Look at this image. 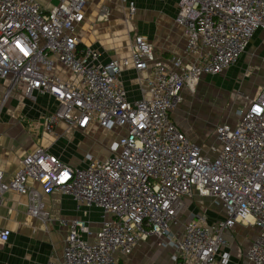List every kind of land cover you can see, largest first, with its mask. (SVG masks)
<instances>
[{
  "label": "built area",
  "instance_id": "1",
  "mask_svg": "<svg viewBox=\"0 0 264 264\" xmlns=\"http://www.w3.org/2000/svg\"><path fill=\"white\" fill-rule=\"evenodd\" d=\"M131 18L136 0H119ZM164 1V0H156ZM86 0H59L49 10L34 0H0V79L8 81L4 101L19 89L35 100L48 95L55 108L43 116L48 133L65 123L86 131L120 129L106 157L87 153L83 166L70 165L38 146L6 178L0 170V207L9 191L27 196V212L44 222L50 213L43 195L61 193L77 208L101 210L94 238L83 219L58 220L66 229L61 264H120L149 235L174 246L176 264H228L226 233L239 223L257 230L246 251L249 264H264V85L236 110L237 120L215 129L206 150L172 118L185 88L194 91L206 75L235 65L255 33L264 30V0H179L176 22L186 37L184 55L156 56L142 34L131 39L130 55L100 60L80 44L76 29ZM108 15L103 8L102 17ZM64 65L77 81L56 72ZM264 66V55L261 57ZM147 71V93L128 99L123 68ZM38 185V186H37ZM212 198L220 218L188 217L177 237L173 227L188 201ZM9 238L0 228V241ZM49 264H56L50 262Z\"/></svg>",
  "mask_w": 264,
  "mask_h": 264
},
{
  "label": "crops",
  "instance_id": "2",
  "mask_svg": "<svg viewBox=\"0 0 264 264\" xmlns=\"http://www.w3.org/2000/svg\"><path fill=\"white\" fill-rule=\"evenodd\" d=\"M34 1L44 10H49L59 3V0ZM178 2L179 0H136L137 12L130 18L125 4L119 0H86L85 18L77 26L76 35L80 44L99 52L102 62L128 57L131 39L136 34L148 38L153 44L156 56L184 55L186 37L183 28L176 22ZM103 8L108 9V15L102 19L100 16ZM250 45L254 47L249 49ZM256 51L259 54L263 52L261 57L264 55L262 29L255 33L245 53H252L253 56ZM242 57L243 55L235 65L225 71L229 77L231 72L242 64ZM247 62L248 60L242 65L243 69L244 66L246 69L249 67ZM56 72L69 81L78 80L60 63H56ZM147 74V71H138L133 66L123 68L122 80L130 101H137L147 93L145 82ZM217 75H206L208 77L206 81L215 79L213 76ZM7 88L8 81L0 79V170L4 171L6 178H11L18 169L20 159L38 146L47 148L70 165L83 166V156L88 151L94 152V147L86 145V141L98 127L91 126L86 131H80L69 129L62 122L56 126L55 132L48 133L40 124L43 116L55 108V100L42 94L31 100L24 96L23 90L19 89L12 92L4 101ZM186 89L189 88L183 90L182 99L183 95L188 93ZM175 110L172 118L181 126ZM210 139L214 141L212 136H207L204 142L202 141L204 148ZM199 199L204 198L188 201L186 206ZM42 200L44 208L49 211L51 217L47 222L27 212L26 195L15 191L7 193L6 202L0 207V228L7 230L9 238L5 242L0 241V264H49L50 262L61 264L66 229L59 226L58 220L61 218L87 220L92 233L86 237L90 239L94 238L103 221L100 209L91 207L85 212L84 206L78 209L71 197L61 193L45 194ZM212 213L210 212L211 220L208 221L217 218L215 213ZM183 224L179 221L173 227L177 237L182 234ZM226 236L228 245L220 254L224 252L229 254L228 264H249L246 251L252 239L249 242V236H246L244 238L246 242L236 241L230 231ZM161 241L162 238L149 235L131 255L121 256L120 264H176L173 259L176 248L163 246L160 244ZM220 258L221 256L218 264Z\"/></svg>",
  "mask_w": 264,
  "mask_h": 264
},
{
  "label": "rangeland",
  "instance_id": "3",
  "mask_svg": "<svg viewBox=\"0 0 264 264\" xmlns=\"http://www.w3.org/2000/svg\"><path fill=\"white\" fill-rule=\"evenodd\" d=\"M253 45H250L249 49L254 47ZM255 53H253V56L252 53H243L242 64L231 72L230 77L228 73L224 72L221 75L213 76L215 79L206 81L208 77L205 76L200 80L194 91L186 89L188 93L183 95V99L178 104L175 112H177L181 124L180 128L190 139L202 146H204L202 141L204 142L207 136H212L216 141V126L223 122H235L238 119L236 110L244 107L261 90L264 85V66L260 64L263 52L259 54L256 51ZM246 60H248L247 63L250 68L246 69L244 66L243 69L242 65L246 63ZM119 132L120 129L118 128L113 131H107L99 127L95 128L88 137L86 145L94 147L92 154L95 157L107 156V147ZM214 141L208 140L205 149L208 150ZM87 153L91 152L88 151ZM189 204L191 207H189ZM189 204V208L186 206L179 217L182 224L193 214H197L204 219L211 218L210 212H214L217 218L223 215L222 207L217 205L212 198L199 199ZM88 216L90 217V215ZM85 221L88 223L87 220ZM234 229V231H230L234 240L243 243L246 242L244 239L246 236H249L248 241L250 242L256 234L255 228L241 223Z\"/></svg>",
  "mask_w": 264,
  "mask_h": 264
}]
</instances>
